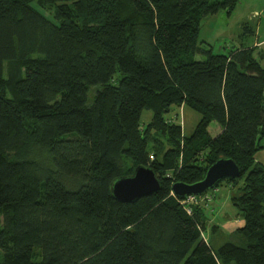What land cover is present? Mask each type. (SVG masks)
<instances>
[{
	"label": "trees",
	"instance_id": "1",
	"mask_svg": "<svg viewBox=\"0 0 264 264\" xmlns=\"http://www.w3.org/2000/svg\"><path fill=\"white\" fill-rule=\"evenodd\" d=\"M239 3L0 0V264H264V53L199 40ZM181 106L199 115L189 136L168 116ZM219 159L241 173L223 182L244 225L213 248L171 186ZM137 166L159 190L116 201Z\"/></svg>",
	"mask_w": 264,
	"mask_h": 264
},
{
	"label": "rangeland",
	"instance_id": "2",
	"mask_svg": "<svg viewBox=\"0 0 264 264\" xmlns=\"http://www.w3.org/2000/svg\"><path fill=\"white\" fill-rule=\"evenodd\" d=\"M34 8L46 17H50L49 10L42 11L36 6ZM259 15L260 18L258 19ZM244 24H246L247 29L243 28ZM199 26V40L210 46L214 53L227 54L230 50L241 47L253 48L256 43L264 40V0H240V3L230 14L221 11L216 15L205 17L200 21ZM261 45L259 49L254 51L256 57H260L261 53H264V43ZM196 59H199V57H196ZM260 64L264 67V57ZM183 109L176 107L168 116H174L176 123L182 127V133L185 136H189L199 120V115L188 108H185L184 111ZM150 119L151 112L144 111L141 116V124L145 125ZM219 130L220 128L215 122L208 126V132L211 137L215 136ZM256 156L258 158L262 157V162L264 163V148L259 150ZM234 192L235 190L230 185L222 181L218 187L208 190L204 196L201 195L203 196L202 199L197 201L198 206L208 208L203 215L204 220L207 218L211 223L204 224L202 237L213 248H218L228 242L239 244L236 242L241 239L237 225L242 219L231 203V196ZM212 203L213 208L207 207L209 204L212 205ZM231 223L234 224L232 226L234 230L228 236L226 232H222V227ZM1 224L2 216L0 215ZM232 227L231 225L226 226L229 229ZM1 257L0 251V263L2 261Z\"/></svg>",
	"mask_w": 264,
	"mask_h": 264
},
{
	"label": "water",
	"instance_id": "3",
	"mask_svg": "<svg viewBox=\"0 0 264 264\" xmlns=\"http://www.w3.org/2000/svg\"><path fill=\"white\" fill-rule=\"evenodd\" d=\"M241 176L239 168L230 159H219L205 172L204 177L194 184L174 183L171 192L183 199L187 196H201L213 189L220 181L237 179ZM160 188L153 171L143 166H137L131 176L120 177L111 186V196L120 203H133L136 200L150 196Z\"/></svg>",
	"mask_w": 264,
	"mask_h": 264
},
{
	"label": "crops",
	"instance_id": "4",
	"mask_svg": "<svg viewBox=\"0 0 264 264\" xmlns=\"http://www.w3.org/2000/svg\"><path fill=\"white\" fill-rule=\"evenodd\" d=\"M258 19L260 18V15L257 17ZM261 22V21H260ZM262 43H264V40H262V42H259V43H256L255 44V49H259L260 48V46H262L261 44ZM254 56H256V55H254ZM261 57V56H260ZM264 57V56H263ZM261 62V61H260ZM180 109H182V108H186V107H184V106H181V107H179ZM184 109H183V111H184ZM199 121V120H198ZM219 132H220V130L217 132V134H219ZM264 148V142H262V148L261 149H263ZM260 149V150H261ZM258 152H259V150H258ZM257 152V153H258ZM256 153V154H257ZM255 159H256V161L259 163V164H261L262 166H264V163L262 162L263 160H262V157H257V156H255ZM215 199H216V197L214 198V201H215ZM213 201V202H214ZM213 206V203H212V205H208L207 207H211V208H213L212 207ZM201 209H202V211H203V213H205L204 211H206V210H208V208H205V207H203V206H199ZM205 223H211V222H209L210 220H208L207 218H205ZM229 225H231V227L232 226H234V224L233 223H231V224H228V225H226V226H229ZM243 225H244V222H243V220L242 221H239L238 222V225H237V228L238 229H241L242 227H243ZM226 226H224V227H222V232H226L227 234H228V236H229V234H231V232L234 230V228L232 227V228H226ZM232 229V230H231ZM231 236V235H230Z\"/></svg>",
	"mask_w": 264,
	"mask_h": 264
},
{
	"label": "built area",
	"instance_id": "5",
	"mask_svg": "<svg viewBox=\"0 0 264 264\" xmlns=\"http://www.w3.org/2000/svg\"><path fill=\"white\" fill-rule=\"evenodd\" d=\"M203 196H187L181 200V204L184 206L187 214H191V208L194 206H198L197 201L198 199H202Z\"/></svg>",
	"mask_w": 264,
	"mask_h": 264
}]
</instances>
